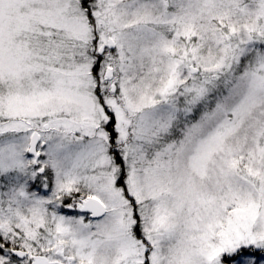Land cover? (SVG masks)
<instances>
[{
  "label": "snow or ice",
  "instance_id": "1",
  "mask_svg": "<svg viewBox=\"0 0 264 264\" xmlns=\"http://www.w3.org/2000/svg\"><path fill=\"white\" fill-rule=\"evenodd\" d=\"M0 264H264V0H0Z\"/></svg>",
  "mask_w": 264,
  "mask_h": 264
}]
</instances>
